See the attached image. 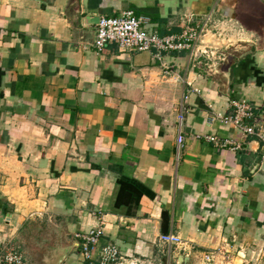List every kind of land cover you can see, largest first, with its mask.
<instances>
[{
	"label": "crops",
	"instance_id": "obj_1",
	"mask_svg": "<svg viewBox=\"0 0 264 264\" xmlns=\"http://www.w3.org/2000/svg\"><path fill=\"white\" fill-rule=\"evenodd\" d=\"M128 10L162 37L214 13L264 40V0H0V254L89 264L77 235L101 225L103 245L154 264H264V148L211 121L243 98L264 123V43L232 83L190 51L82 49L97 17Z\"/></svg>",
	"mask_w": 264,
	"mask_h": 264
},
{
	"label": "built area",
	"instance_id": "obj_2",
	"mask_svg": "<svg viewBox=\"0 0 264 264\" xmlns=\"http://www.w3.org/2000/svg\"><path fill=\"white\" fill-rule=\"evenodd\" d=\"M212 14H210L211 18ZM207 17V16H206ZM210 18L206 19L210 22ZM207 23L197 25L193 18L188 20L185 30L180 35L160 36L152 30V21L149 17L139 16L133 10H128L117 17H101L96 26V37L92 44H80L83 50L93 48L97 53H102L110 45H117L125 52L151 53L154 58L161 59L164 54L172 52L190 51L195 60L202 58L209 59L210 53L198 47V42L206 33ZM197 26L196 29L194 26ZM199 29V32L196 31ZM221 60H225L220 58ZM169 72V71H168ZM183 107L179 116L180 130L177 137L178 149L185 143V136L182 133L184 121ZM211 121L219 122L222 126L232 127L240 131L245 137L256 138L264 148V123L261 117L255 113L254 106L247 99L231 100L229 111L225 113H214ZM211 142L219 143L216 136L208 137ZM230 141H225L227 145ZM264 162V154L262 156ZM105 238V230L101 225L89 231L78 234V255L84 262L89 264H154L152 259H140L126 257L121 249L115 244H102ZM160 243L168 246H181L184 251L186 242L175 235H162ZM190 249L188 255H191ZM220 253L205 255L203 264H217ZM220 264H230L231 259L221 255ZM0 264H26L24 256L18 251L11 250L0 254Z\"/></svg>",
	"mask_w": 264,
	"mask_h": 264
},
{
	"label": "rangeland",
	"instance_id": "obj_3",
	"mask_svg": "<svg viewBox=\"0 0 264 264\" xmlns=\"http://www.w3.org/2000/svg\"><path fill=\"white\" fill-rule=\"evenodd\" d=\"M208 16L210 14L198 21L199 24L197 25L201 26L204 22L207 23L208 21L206 19L210 18ZM210 19V22L206 26V33L202 35L201 41L197 45L202 50L206 48L210 53V58L206 59L204 63L212 67L213 70H224L227 73L233 65L242 60V57L250 51L253 43L256 45L255 48H262L264 40L249 39L246 37L247 35H243L242 29H239L240 26L235 21L220 16L216 17L214 13ZM186 26L183 30H185ZM196 27L195 25L194 28L196 29ZM263 28L264 23L261 25L262 30ZM196 31L199 32V29ZM220 58L225 60H221ZM226 79L225 77L224 80ZM16 251L28 257L31 250L26 246V248H17ZM237 264L239 263L237 262Z\"/></svg>",
	"mask_w": 264,
	"mask_h": 264
},
{
	"label": "water",
	"instance_id": "obj_4",
	"mask_svg": "<svg viewBox=\"0 0 264 264\" xmlns=\"http://www.w3.org/2000/svg\"><path fill=\"white\" fill-rule=\"evenodd\" d=\"M100 22V17H97L96 20L94 21V23H96V26L98 25V23ZM229 76V79H230V83H232L233 79H234V70L233 69H230V75ZM228 79V78H227ZM189 261V257H181L180 259V264H187Z\"/></svg>",
	"mask_w": 264,
	"mask_h": 264
}]
</instances>
